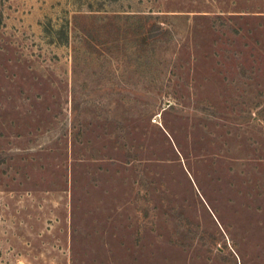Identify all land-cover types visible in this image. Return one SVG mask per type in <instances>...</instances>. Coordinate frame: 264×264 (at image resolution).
Here are the masks:
<instances>
[{
    "label": "rangeland",
    "instance_id": "1",
    "mask_svg": "<svg viewBox=\"0 0 264 264\" xmlns=\"http://www.w3.org/2000/svg\"><path fill=\"white\" fill-rule=\"evenodd\" d=\"M0 264H264V0H0Z\"/></svg>",
    "mask_w": 264,
    "mask_h": 264
},
{
    "label": "trees",
    "instance_id": "2",
    "mask_svg": "<svg viewBox=\"0 0 264 264\" xmlns=\"http://www.w3.org/2000/svg\"><path fill=\"white\" fill-rule=\"evenodd\" d=\"M152 31H153V30H152ZM152 31H150V34L154 33V34H153L154 36L159 35V34H157V32H154V31L152 32ZM151 32H152V33H151Z\"/></svg>",
    "mask_w": 264,
    "mask_h": 264
}]
</instances>
